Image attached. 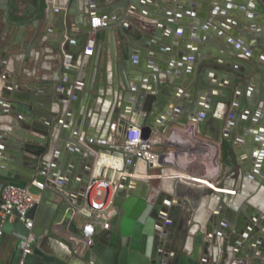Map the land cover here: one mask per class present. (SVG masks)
Returning <instances> with one entry per match:
<instances>
[{
  "label": "water",
  "instance_id": "water-1",
  "mask_svg": "<svg viewBox=\"0 0 264 264\" xmlns=\"http://www.w3.org/2000/svg\"><path fill=\"white\" fill-rule=\"evenodd\" d=\"M138 1L120 0L119 4H110L105 10L113 11L120 8V14L127 13L128 10L132 13L142 14ZM14 2L15 0L7 1L6 19L9 22H11L9 13ZM21 2L26 6V9L21 10L22 16L26 15L27 7L30 6L31 11L28 13L29 17L16 22L17 25L38 24L40 21L54 23L52 24L54 36L51 45L55 48V53L59 55L54 67V76L59 75V78L52 76V78L42 79L36 84L37 88L43 89V92L39 96H33V107L13 106L11 103L9 104L10 109H0V116L17 112L24 116L18 119L19 137L15 142L16 149L12 150L16 157L3 153L4 150L0 145V202L3 190L7 185L27 187L31 193L38 196L36 204L27 213V216L33 221L31 228L25 226L17 212L6 215L1 224L3 233L0 238V247L4 238L10 239L8 261L14 264H199L194 253L185 252L175 246L178 240L174 236L175 232L179 230L177 229L178 219L174 221V217L171 215L165 219L163 216L167 212H156L158 204L162 201L160 199L151 201L150 197L131 189V186L137 187L141 177L143 179L146 177L149 165L121 145L114 147L87 141L95 124L98 127V131H96L98 137L94 139L106 137L113 122L116 123L118 132H123L129 123L122 111V105L125 103L126 91L132 92L133 90L126 82L121 86L115 80L114 69L117 61L114 62V60L116 55L110 54L111 85L109 89L107 86L108 56L104 55L101 64H98L97 48L101 40L107 38L108 32L111 34L113 32L117 36L116 41L119 45L117 57L123 58L124 55H127L131 58L130 43L125 41V37L128 38V33L124 29L123 23H118L120 15L104 13L109 18L111 28L105 31L102 39L94 38L91 55L83 54L80 61H75L67 55L69 39H75L81 52L84 50L90 30V19L94 13L86 12L87 21L81 25V21L71 15L70 8L74 6L73 0H21ZM224 12L226 13H219L220 16L226 18L225 22L227 20L228 25L236 21L239 27H243V36L239 40L236 38L239 34H236V43H234L231 41V38L234 37L233 34L229 30L224 31L227 36L224 41L226 44L223 47L224 53L221 54L224 61L206 57L204 49L199 50L201 56H195L204 65V69L210 67H208L207 80L197 83L199 87L195 91L196 94L205 96L206 100L202 105V99L197 95V100L191 107L192 118L190 120L192 123L190 126L193 129L196 128L198 132H202L207 125L213 126L214 134L211 133L209 138L217 141L220 136L219 130L223 124V116L226 114L225 106L231 107L225 132L228 131L227 127H233L238 121L243 126L247 125V131L241 138L248 145V162L253 167V172L245 169L246 173L248 172L245 175V180L247 178L249 181L255 180L258 184L255 190L258 191L264 189V7L258 0H225ZM212 13V15L218 16L215 11ZM171 17L175 19L174 15ZM129 18L130 15L126 14V19ZM211 23L214 24V22ZM214 53L215 50H212V55ZM95 54L96 59L92 60ZM88 65L91 67L88 68ZM76 81H82V86H75ZM235 84L237 93L235 102L233 101L231 104L232 89ZM137 88L133 92L136 101L142 103L143 109L149 110L152 106L153 94L144 93ZM88 90L93 91L91 94L93 104L89 108H85L84 111L85 128L83 130L85 135L82 136L77 132L67 141L79 169H77L75 177L71 178L70 184L66 186L63 179L56 175V169L60 167L56 151L53 152L55 144H59V139H62L61 134L57 131L61 126L58 123L62 121L60 113L67 105L65 100L71 101L78 94L83 95ZM106 100L110 103L107 106L109 112L99 120L98 116L102 113ZM88 109H91L90 114H87ZM258 117L261 122H258ZM9 121L12 125L14 124L13 120L9 119ZM256 122L260 124L258 127ZM0 123H2L1 118ZM141 123L139 126L145 137L154 131L162 132L164 129L158 127L146 115L143 116ZM4 129L0 127V132L4 133L8 128ZM256 129H258L257 135L259 136L257 139L261 141L254 143L251 147L250 144L253 143L254 138L250 135L253 133L252 130ZM8 130L10 131V129ZM7 138L0 135V141L3 139L6 141ZM6 150L10 149L6 148ZM103 154L121 157L120 166L114 169L101 164L99 159ZM166 154V152L160 154L161 162L164 161ZM44 161L50 162L46 175L39 172ZM74 161L71 163L74 164ZM229 166L228 169H230ZM236 169L238 168L235 167L233 171ZM140 171L143 172L141 176H139ZM60 175L63 176L64 172L61 171ZM97 176H104L107 180L112 179L116 188L112 206L116 212L110 219L109 228L98 230L93 235V243L85 248L82 255H78L69 243L58 238L56 232L60 231L68 222L70 211L74 210L75 206L83 204L87 186ZM235 176L230 173L224 174L219 187L226 185L227 178ZM145 179L147 182V178ZM169 179L175 185L177 191L174 195L176 196H200L205 189L204 185L193 186L178 180L173 175ZM35 182L43 183V187H39ZM166 191L170 194L173 193L169 190ZM58 192L63 193L67 200H62L57 204L52 197ZM166 200H170V195L166 196ZM50 201L55 205L48 209ZM212 213L216 214V212ZM197 220L200 221V218ZM212 220H214L213 217L210 218V222ZM210 222L207 225V234L211 230ZM219 228L217 234L221 236L222 250H225L228 244L226 226L222 223ZM30 232L35 236V241L31 244L28 252L23 254L19 242L21 239H25ZM210 234L211 241L204 242L206 250H208V245L218 243L216 233ZM54 240L63 245H60L61 251L54 250L55 245H52ZM239 240L237 238L235 242L231 243L236 245ZM3 263L4 261L0 264Z\"/></svg>",
  "mask_w": 264,
  "mask_h": 264
},
{
  "label": "crops",
  "instance_id": "crops-1",
  "mask_svg": "<svg viewBox=\"0 0 264 264\" xmlns=\"http://www.w3.org/2000/svg\"><path fill=\"white\" fill-rule=\"evenodd\" d=\"M7 1L0 0V109H10L9 104L11 103L13 106L26 105L33 107V96H39L43 92V89L37 88L36 84L42 79L47 80L54 76V67L56 60L59 58V55L55 53V48L51 45L54 36L52 24L54 23L40 21L38 24L17 25L18 23L16 22L29 17L28 13L31 11L29 6L27 7L28 12H25L26 15H21V10L23 8L26 9L21 0H15L12 9H10L11 22H9L6 19ZM224 2L225 0H139V10L142 14L132 13L129 10L126 11L127 13L120 14V8H116L113 11L105 10L110 4H119L120 0H73L74 6L70 8L71 15L74 18H78L81 21V25L86 23V12L88 11L93 12L94 15L104 13L120 15L118 23H123L124 29L128 33V38L125 37V41L130 43L131 58L127 55H124L123 58L117 57L119 55L117 36L113 32L112 34L108 32L107 38L103 41L101 40L97 48L98 64H101L100 62L104 55L108 56L107 70L109 77L107 86L109 89L111 85L110 54L114 53L116 55L114 60V62L117 61L114 69L115 80L121 86L126 82L133 90L132 92L126 91L124 95L125 103L122 105V111L125 113L124 116L128 120V124L139 126V124H142L143 116L146 115L158 127L164 128L162 132L154 131L152 133L162 135L163 139L160 143H163L164 147L162 152L167 153L163 159L164 161L161 162L159 160L157 164L149 166L148 171H146V177L144 179L141 177V181L144 180L146 182L145 178H147L148 182V173L158 164H161L164 167L163 170H165L162 177L167 185L164 189L172 192L177 191L176 189V191L174 190L175 185L169 179L172 175L176 176L178 180L185 181L193 186L204 185L205 188V184L199 182L200 180L204 179L212 182L213 180L222 181L224 178L220 161V146L221 141L224 139L223 137L226 135L224 133L226 124L220 129V136L217 141L209 138L211 134L209 125L204 127L203 132H198L196 128L193 129L190 126L192 123V120H190L192 118L191 107L196 102L198 95L195 92L199 87L197 83L207 80L208 67H210L208 66L204 69V65L195 56H201L199 50L204 49L206 57L224 61L221 55L224 53L223 47L226 46L224 41L227 39L224 31L227 32L229 30L233 34L232 42L236 43V38L240 40V36H236L235 29L238 25L229 26L227 20L225 22L226 18L219 14L226 13L224 12ZM212 11L218 13V16L212 15ZM126 14L130 15L129 19H126ZM171 15H174L175 19H172ZM211 22H214V24ZM110 28L111 26L108 24L105 28L97 29L94 38L99 37L102 39L105 31ZM69 41L67 55L75 61H80L82 56H84V50L81 52L75 39H69ZM212 50H215L214 55H212ZM95 59L96 54L92 60ZM90 67L88 65V68ZM204 70L206 72H203ZM54 77L59 78V75ZM136 87H138L137 90L139 89V91L153 94L154 98L151 100L152 106L149 110L143 109L142 103L136 101L135 93H133ZM92 92L88 90L83 95L78 94L71 101L65 100L67 105L64 106L60 113L62 121L58 123L61 126L57 131L61 134L62 139H59V144H55L53 152L56 151V158L60 167L56 169V175L63 179V183L66 186L70 184L71 178L75 177V173L79 169L73 159L71 148L67 141L77 132L82 136L85 135L83 130L85 128L84 111L85 108L87 109L93 104ZM236 93L235 91L232 101L235 100ZM198 97L202 99L201 104H205L206 97L203 95H198ZM109 104L108 100L104 102L102 113L98 116L99 120L103 119L109 112V109H107ZM90 111L91 109H88L87 114H90ZM13 112L15 113V110ZM19 117L24 116L20 112L0 116L2 120L0 127L3 130H5V127L10 129V131L7 129L4 132L5 135L0 132L1 136L8 137L6 141L4 139L0 141V145L4 150L3 153H8L15 157L16 155L12 150L17 147L15 142L19 137ZM258 118V122H261L259 121L260 117ZM9 119L14 121L13 125ZM258 122H256L257 127L260 125ZM93 128L94 132L92 131L90 138L98 137L96 135V131H98L97 125L95 124ZM242 128L243 126L239 123L229 127L231 133L227 135L236 147L234 152L237 154L235 156L238 161L240 153L248 152V145L241 138L244 134ZM252 132L250 136L254 140L250 144L251 147H253L254 143L261 141L257 139L259 137L257 135L258 129L252 130ZM116 136L117 143L120 146L123 132L117 131ZM6 148L10 150H6ZM71 160L74 161V164L71 163ZM99 162L114 169L120 166L118 158L106 154L100 156ZM164 162L168 166L163 165ZM251 168L253 169L252 166ZM61 171L64 172L63 176L60 175ZM184 171L187 173V178H182L180 174ZM140 172L139 176L143 174L142 171ZM234 173L235 171L232 170L231 174ZM257 176L259 177V175ZM226 180V185H228L233 178L230 177ZM251 184L255 186L253 182ZM259 190L254 191L256 192L252 195L254 200L249 201L264 209V204H262L264 202V189ZM52 198L57 204L62 200H67L66 196L60 192ZM53 205L55 203L52 201L48 202V209L52 208ZM182 209L183 213H165V219H168L171 215L174 217V221L178 219L180 222H178L177 227L179 230L175 232L174 236L178 238L175 246L180 247L181 250L194 253L200 259L203 248H205L204 242L211 241L210 233H216L217 245L219 244L218 248L220 249L222 238L217 234L218 230H220V224L230 220L232 224L227 232V235L229 233L231 238L230 243L227 245L230 255L225 264L229 262L230 256L232 260L238 259L240 258L239 255L244 254V252H249V255L252 254L251 256H254L256 252L264 255V246L251 242L255 234L249 233L248 236H243L246 239L245 244H241L240 240L236 245L231 243L235 242L241 235L237 231L235 224L238 212H223V208L216 214L212 212H203V214L201 212H189L188 204L184 205ZM70 212L68 222L56 233L58 238L69 243L70 247L78 255H82L85 247L81 246L76 236L82 224V218L79 214L74 213L73 209ZM211 217L214 219L212 222H210ZM197 218L203 220H200V222ZM206 220L208 223L210 222L211 230H209V234L206 233L203 227V223ZM53 242L52 245H55L54 250L61 251L60 245L62 244L57 240ZM9 245L10 239L4 238L0 247V263L9 260ZM212 246L215 245H208V250H212ZM213 248L216 249V247ZM261 248L263 251L260 250ZM203 253V256L206 255V252ZM219 255L221 256L220 250ZM207 257L208 260H206L205 264L210 263L213 259L210 255H207ZM263 261L264 256H261L260 261H252V264H262ZM248 262L251 264L250 261Z\"/></svg>",
  "mask_w": 264,
  "mask_h": 264
},
{
  "label": "flooded vegetation",
  "instance_id": "flooded-vegetation-1",
  "mask_svg": "<svg viewBox=\"0 0 264 264\" xmlns=\"http://www.w3.org/2000/svg\"><path fill=\"white\" fill-rule=\"evenodd\" d=\"M231 25L236 26V21L231 23ZM229 24V26H231ZM242 26V25H241ZM236 33L241 34L239 38H242L243 36V27L236 26ZM246 29V28H244ZM237 85L235 84L233 89H232V97L234 95V92L236 91ZM233 101H231L232 104ZM230 108H227L225 106L226 114L223 116V124L224 125L228 123L227 117L229 114ZM241 124V122H237L236 124ZM235 124V125H236ZM210 133L214 134V127L210 126ZM221 127V128H222ZM220 128V129H221ZM225 132L224 128V133L226 134L221 141V151H220V161L222 163L223 167V173H232V170L237 167L235 173H234V178L231 181L230 184L228 185H222V187H219V184L221 181L216 180L209 182L208 180H200L199 182H202L205 184L206 188L204 192L201 193L200 196L196 195H188L187 197H182V196H176L174 195L175 192L172 194L167 193L164 189L166 187V182L164 181L162 175L165 170L161 164H158L156 167H154L149 173H148V182L146 183L144 180L139 182L137 184V187L135 188L134 186H131V189L136 190L144 194L146 197H150L153 200L160 199V204H158V208L156 212H182V208L184 205L188 204L190 210L189 212H197V213H202L203 212H218L223 208V212H238V215L235 219V224H236V229L237 231L241 234L239 239L241 241V244H245V238L243 236H248L249 233L255 234V237L251 240L252 243L260 244L261 246H264V209L257 207L256 205L252 204L249 199L250 197L254 194L255 188L257 182L255 180H250L255 184V188H250L247 191V195L240 197L239 195L243 194L244 190V180L246 178V170L253 172L251 165L248 162V154L247 152H243L239 154V161L237 160L234 150H236V147L234 146L233 142L230 141L228 134L231 133L229 130ZM243 132L245 133L247 131V125L243 126ZM203 132V131H202ZM220 132V130H219ZM161 135V134H160ZM161 139L162 135H161ZM232 158V160H231ZM230 165V166H229ZM228 166L230 169H228ZM228 169V170H227ZM182 178H187L184 176L182 173ZM181 177V176H180ZM174 186V190H175ZM176 191V190H175ZM170 195V200H166V196ZM244 195V194H243ZM114 209L113 212H116L115 208L112 206ZM162 208H165L164 210ZM201 214V215H202ZM165 218V214L163 216ZM202 221L203 219L200 218ZM200 221V222H201ZM179 222V220H177ZM199 222V223H200ZM164 224V223H163ZM232 224V221L226 220L224 222V225L226 226V231L228 232L230 225ZM197 225V224H196ZM195 225V226H196ZM208 221H204L203 227L205 230L208 228ZM198 226V225H197ZM210 227V225H209ZM228 244L230 243V235L228 233ZM249 240V239H248ZM227 244V245H228ZM215 246H212V250L210 249L209 252L205 248H203V252H206V255L202 256L199 259V257L196 255V258L199 260V264H205L206 260H208L207 255L211 258L210 263L207 264H225V262L228 260L230 252L229 249L226 248L225 250L223 249V244L220 242V249L218 248L217 244H214ZM226 245V246H227ZM213 247H216L213 248ZM219 250L221 253V256L219 255ZM263 251V249H260ZM252 255V254H251ZM249 255V252H244V254L239 255L240 258L238 259H229V262L227 264H249L248 261L252 264V261L258 262L260 261L262 253L256 252L254 256ZM253 259V260H252ZM264 264V261L263 263Z\"/></svg>",
  "mask_w": 264,
  "mask_h": 264
},
{
  "label": "built area",
  "instance_id": "built-area-1",
  "mask_svg": "<svg viewBox=\"0 0 264 264\" xmlns=\"http://www.w3.org/2000/svg\"><path fill=\"white\" fill-rule=\"evenodd\" d=\"M264 7V0H258ZM109 24V18L106 14L94 15L90 19V30L88 39L85 43L83 54L91 55L94 46V34L97 29L105 28ZM75 86H82V81H76ZM116 123L110 125V129L106 137L103 138H88L89 143L99 145L118 146L116 136ZM162 142L160 134H150L144 136L140 126L127 124L123 130L121 146L127 148L131 153L144 160L149 166H153L160 160V154L151 151V148ZM119 159L121 164L122 158L113 155ZM50 167L49 161H44L41 164L40 173L46 175ZM53 182L52 179H50ZM39 187H43V183L35 182ZM115 185L112 179L107 180L104 176L94 177L88 184L85 199L82 205L74 207V213L79 214L82 218V224L76 236L85 248L93 243V235L100 229H107L110 226L109 209L112 208V201L115 195ZM99 191H103L102 199H98ZM38 196L31 193L27 187L16 185H7L2 193L0 202V238L2 236L1 224L6 215L17 212L19 219L24 222L27 228L32 227V219L27 216L28 211L36 204ZM35 241V236L30 232L25 239H21L19 246L23 254L28 252L31 244ZM3 264H14L12 262H4Z\"/></svg>",
  "mask_w": 264,
  "mask_h": 264
},
{
  "label": "rangeland",
  "instance_id": "rangeland-1",
  "mask_svg": "<svg viewBox=\"0 0 264 264\" xmlns=\"http://www.w3.org/2000/svg\"><path fill=\"white\" fill-rule=\"evenodd\" d=\"M163 149H164V147H163V143L162 144H159V145H155V146H153L152 148H151V151H153V152H156V153H161L162 151H163ZM174 161H175V159H173ZM163 165H166V166H168V164L167 163H165L164 162V164ZM177 169V168H176ZM178 170V169H177ZM176 170V171H177ZM184 176H187V173H186V171H184L183 173H182ZM102 197H103V191H99V193H98V195H97V198L98 199H102ZM113 208H110L109 209V215H114V212H113Z\"/></svg>",
  "mask_w": 264,
  "mask_h": 264
},
{
  "label": "bare ground",
  "instance_id": "bare-ground-1",
  "mask_svg": "<svg viewBox=\"0 0 264 264\" xmlns=\"http://www.w3.org/2000/svg\"><path fill=\"white\" fill-rule=\"evenodd\" d=\"M252 187H254L255 188V186H253L252 184H251V182L248 180V178L244 181V190H243V194L242 195H239L240 197H242V196H245V195H247V192H246V190L248 189H250V188H252ZM258 191H260V190H258ZM250 201L251 200H254V196H252V197H250V199H249ZM261 203V202H260ZM262 204H264V202L262 203Z\"/></svg>",
  "mask_w": 264,
  "mask_h": 264
}]
</instances>
